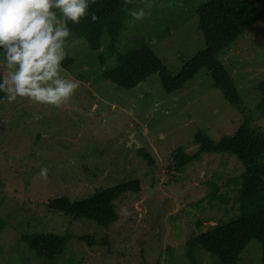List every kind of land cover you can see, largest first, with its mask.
<instances>
[{"label": "rangeland", "instance_id": "1", "mask_svg": "<svg viewBox=\"0 0 264 264\" xmlns=\"http://www.w3.org/2000/svg\"><path fill=\"white\" fill-rule=\"evenodd\" d=\"M204 1L136 5L145 6L146 15L127 21L116 37L117 49L126 53L146 43L176 75L205 47L196 13ZM107 44L105 33L97 50L84 38L66 41L64 72L80 87L60 106L27 98L0 100V218L5 221L0 264H192L186 256L188 236L235 212V187L226 182L242 165L233 155H202L178 172L171 170L172 152L179 146L194 152L198 130L214 141L242 124L264 132L256 89L264 78V18L219 56L239 93L236 105L213 87L204 68L171 93L158 73L135 87H119L103 77L116 64L106 53ZM140 148L152 165L139 156ZM42 167L48 169L46 178L39 174ZM131 179L139 180L140 191L115 201L117 214L126 207L130 215H118L106 227L47 207L53 198H87ZM212 184L226 203L209 198ZM35 233L68 234L70 239L61 254L47 261L36 258L21 240ZM194 253L201 264H220L199 247ZM260 258V243L250 240L236 264H261Z\"/></svg>", "mask_w": 264, "mask_h": 264}, {"label": "trees", "instance_id": "2", "mask_svg": "<svg viewBox=\"0 0 264 264\" xmlns=\"http://www.w3.org/2000/svg\"><path fill=\"white\" fill-rule=\"evenodd\" d=\"M159 1L131 0L125 5L124 0H92L89 15L79 24L71 25L72 35L67 41L84 38L91 49L97 50L105 33L108 37L106 53L116 58V64L103 72V77L119 87H135L151 74L158 73L163 89L171 93L182 88L204 68L210 74L213 87L221 91L224 99L231 105L238 104L239 93L219 56L243 32L264 18V0H207L200 3L196 13L205 47L186 61L174 76L148 44L143 43L126 53H121L116 46V37L126 29L127 21L131 18L129 10L140 3L155 4ZM93 14L95 20L91 19ZM256 89L260 97L257 109L264 117V78ZM4 99L3 93H0V100ZM192 141L196 146L194 152L189 153L182 146L172 152L171 170L182 171L202 155L226 153L241 163L242 171L226 182V186L232 184L235 187V212L225 220L191 233L185 243L187 258L192 264H201L194 253L199 247L214 255L220 264H236L247 243L256 240L261 245L260 263L264 264V132L242 124L232 134L224 135L217 141L205 131L198 130ZM138 154L148 165H152V158L145 149H138ZM218 190V186L212 184L209 198H221L226 203L227 199L218 195ZM139 191V180L131 179L99 189L87 198L71 200L65 196L56 197L48 201L47 207L73 219H88L106 227L118 219L115 201L127 192ZM196 224L200 226L199 222ZM4 227L5 221L0 218V234ZM69 239L68 234L35 233L21 236L36 258L47 261L61 254Z\"/></svg>", "mask_w": 264, "mask_h": 264}, {"label": "clouds", "instance_id": "3", "mask_svg": "<svg viewBox=\"0 0 264 264\" xmlns=\"http://www.w3.org/2000/svg\"><path fill=\"white\" fill-rule=\"evenodd\" d=\"M92 0H0V93L9 103L18 98L60 106L80 87L62 65L71 25L89 15ZM131 0H124L127 5ZM145 6L129 10L132 21L142 20ZM95 15L91 16L95 20ZM42 167L40 175L47 177ZM118 215H130L122 207Z\"/></svg>", "mask_w": 264, "mask_h": 264}]
</instances>
